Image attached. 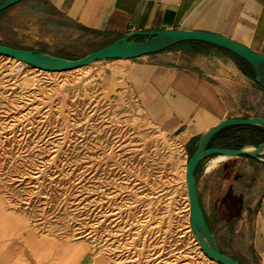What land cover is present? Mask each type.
<instances>
[{
    "label": "rangeland",
    "instance_id": "1",
    "mask_svg": "<svg viewBox=\"0 0 264 264\" xmlns=\"http://www.w3.org/2000/svg\"><path fill=\"white\" fill-rule=\"evenodd\" d=\"M110 41L44 0L0 13V42L13 47L79 58ZM142 90L110 61L46 72L0 55V245L14 246L16 264H220L190 221L184 174L199 137L152 115ZM249 106L264 114L256 92ZM216 157L197 173L209 225L223 252L260 264L264 168ZM71 245L84 248L73 260Z\"/></svg>",
    "mask_w": 264,
    "mask_h": 264
},
{
    "label": "crops",
    "instance_id": "2",
    "mask_svg": "<svg viewBox=\"0 0 264 264\" xmlns=\"http://www.w3.org/2000/svg\"><path fill=\"white\" fill-rule=\"evenodd\" d=\"M44 1L74 29L111 39L108 44L131 31L181 28L222 34L264 54V0ZM102 61L123 68L132 85L143 88V93L151 97L152 115L169 126L180 122L184 131L190 132L188 142L196 137L200 140L208 129L225 119L264 117L249 106L255 92L264 99V88L256 81L252 67L222 47L201 42L197 49H191L190 42L185 41L178 47L138 58ZM250 134L257 137L254 141L264 142V132L245 136ZM240 157L264 168L257 159ZM197 183L201 198L203 189L198 178ZM259 183L262 190L251 245L260 264H264V175ZM83 249L71 245L67 253L73 255V260ZM0 264H16L13 245H0Z\"/></svg>",
    "mask_w": 264,
    "mask_h": 264
},
{
    "label": "water",
    "instance_id": "3",
    "mask_svg": "<svg viewBox=\"0 0 264 264\" xmlns=\"http://www.w3.org/2000/svg\"><path fill=\"white\" fill-rule=\"evenodd\" d=\"M22 0H0V13ZM198 41L222 47L243 60L253 69L256 81L264 88V54L228 36L203 30L166 28L131 31L113 43L103 46L79 58H69L53 53L13 47L0 42V55L16 59L40 70L62 72L76 70L89 64L108 59L138 58L171 48L181 42ZM234 126H258L264 130V117H235L222 120L208 129L186 165L185 184L190 204V221L195 237L203 251L220 264H242L221 249L204 212L198 191L196 170L203 159L210 156H246L264 164V142L259 145L246 143L239 148L212 146L211 141L222 130Z\"/></svg>",
    "mask_w": 264,
    "mask_h": 264
},
{
    "label": "trees",
    "instance_id": "4",
    "mask_svg": "<svg viewBox=\"0 0 264 264\" xmlns=\"http://www.w3.org/2000/svg\"><path fill=\"white\" fill-rule=\"evenodd\" d=\"M191 44V49H197L198 45L201 44V42L198 41H189ZM113 43V42H112ZM108 45V44H107ZM179 44L171 47V48H175L178 47ZM106 46V45H105ZM168 48V49H171ZM241 62L245 63V60H243L242 58H240ZM264 132V130L258 126H234V127H229L226 128L224 130H222L220 133H218L213 140L211 141V145L213 146L214 143L220 139H223L224 144L218 145L220 147H228V148H239L241 146H243L244 144L247 143L246 140V133H253V132ZM224 135V136H223ZM255 143V145L259 144L260 141L256 140L253 141ZM200 166V165H199ZM199 166L196 170V175L199 171ZM208 220V218H207ZM209 223V222H208Z\"/></svg>",
    "mask_w": 264,
    "mask_h": 264
},
{
    "label": "bare ground",
    "instance_id": "5",
    "mask_svg": "<svg viewBox=\"0 0 264 264\" xmlns=\"http://www.w3.org/2000/svg\"><path fill=\"white\" fill-rule=\"evenodd\" d=\"M16 60V59H15ZM17 62H20V61H18V60H16ZM23 63V62H22ZM24 64H26V63H24ZM80 69V68H79ZM76 70H78V69H76ZM44 71V70H43ZM71 71H74V70H69V71H62V72H71ZM46 72H50V71H46ZM227 158H230V156H225V155H218L216 158H215V161H214V164L217 162V161H219V160H223V159H227ZM185 175H186V173L184 174V178H185ZM186 189H187V187H186ZM67 253V252H66ZM68 254V253H67ZM69 255V254H68ZM67 256V255H66ZM65 256V257H66Z\"/></svg>",
    "mask_w": 264,
    "mask_h": 264
}]
</instances>
